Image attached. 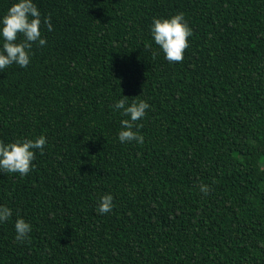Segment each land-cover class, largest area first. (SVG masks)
Returning <instances> with one entry per match:
<instances>
[{
    "label": "trees",
    "instance_id": "1",
    "mask_svg": "<svg viewBox=\"0 0 264 264\" xmlns=\"http://www.w3.org/2000/svg\"><path fill=\"white\" fill-rule=\"evenodd\" d=\"M33 3L46 44L0 70V141L46 145L0 171V264H264V0ZM177 13L192 35L170 63L151 26ZM125 96L150 105L143 144L118 139Z\"/></svg>",
    "mask_w": 264,
    "mask_h": 264
},
{
    "label": "clouds",
    "instance_id": "2",
    "mask_svg": "<svg viewBox=\"0 0 264 264\" xmlns=\"http://www.w3.org/2000/svg\"><path fill=\"white\" fill-rule=\"evenodd\" d=\"M42 23L41 13L33 0H15L8 8L6 14L0 17V38L3 40L0 49V70L15 63L20 67H27L30 62V52L34 43L40 46L46 44L41 37L40 25ZM43 23L48 30H52L51 18L44 17ZM151 33L156 45L162 50L165 59L172 62H182L184 52L188 48V37L192 30L185 21L183 13H177L170 18H154ZM18 37L22 39L18 40ZM112 107L121 110L122 115L129 117L121 120L122 130L118 133L121 143L135 140L143 144L144 138L134 128L142 127L137 124L146 115L150 105L144 101H132L127 103V97L117 100ZM46 138L40 136L23 141L10 142L8 144L0 141V171L7 173H18L21 177L26 176L32 168L35 159V151L43 149ZM200 191L207 195L210 191L207 185L201 184ZM113 208V197L105 194L100 198L98 212L100 214L110 213ZM12 216V210L7 206H0V223L6 222ZM15 239L24 242L31 232V225L22 218H17L14 224Z\"/></svg>",
    "mask_w": 264,
    "mask_h": 264
}]
</instances>
